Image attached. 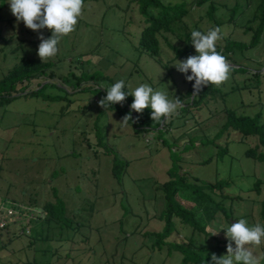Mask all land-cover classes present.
I'll return each mask as SVG.
<instances>
[{"label": "rangeland", "instance_id": "374dc122", "mask_svg": "<svg viewBox=\"0 0 264 264\" xmlns=\"http://www.w3.org/2000/svg\"><path fill=\"white\" fill-rule=\"evenodd\" d=\"M137 1L85 2L73 30L59 38L56 55L42 60L51 62L55 78L33 81L25 92L39 82L48 83L34 97L14 94L10 102H0V196L34 207L39 217L30 222L26 235L14 229L0 232V264H180V254L169 253L166 246L158 250L153 247L154 237L148 235L162 228L158 220L165 206L162 185L170 169L185 176V183L226 181L223 195L240 199L225 200L231 215L227 221L212 205H196L189 194H178L177 203L193 211L207 235L191 232L176 220L169 241L191 238L204 254L217 239L225 248L221 228L231 222L243 218L249 224L261 223L264 186L260 195L252 188L257 180L264 182V162L245 153L263 148L256 137H240L225 129L223 109L249 117L260 114L264 128V30L255 47L233 45L226 63L244 68V73L229 70L212 95L186 107L194 97L192 87L188 95L191 82L172 65L175 59L182 60L175 58L174 49L185 43L174 34L162 33L159 55L142 53L138 40L144 18ZM162 1L187 5L193 0ZM213 1L210 20L206 17L210 1L192 6L183 18L186 32H206L215 26L221 30L216 47L222 48L226 40L247 43L250 32L243 34L242 28L252 17L253 0ZM235 5L239 11L230 15ZM256 24L250 26L254 29ZM47 31L25 28L5 1L0 8V79L15 57L39 59L38 37L44 38ZM193 54L194 49L189 55ZM80 73L107 77L111 84L123 79L128 91L147 83L181 103L162 118L165 129L159 134L156 129L134 130L115 112L103 109L93 92L72 91V84L62 81L68 75L75 82ZM88 85L93 84L81 88ZM115 162L119 164L116 178ZM56 202L65 210L62 222L41 210L43 204ZM213 231L217 233L212 235ZM251 251L264 264L263 244ZM223 254L225 250L219 257Z\"/></svg>", "mask_w": 264, "mask_h": 264}, {"label": "trees", "instance_id": "16d2710c", "mask_svg": "<svg viewBox=\"0 0 264 264\" xmlns=\"http://www.w3.org/2000/svg\"><path fill=\"white\" fill-rule=\"evenodd\" d=\"M5 1L6 0H0V8L4 5ZM89 1L96 0H82V5ZM208 1L210 2L206 17L210 20L215 11L213 0H193L187 5L184 3H165L162 0H138V10L144 18V26L141 29L138 40L140 51L142 53H148L152 57H157L159 55L158 36L162 35V33H169L176 35L177 39H182L185 43L180 49H174L175 58L184 59L189 56L193 48L190 44V33L186 32L187 26L184 23L183 18L189 13L192 6H202ZM252 2L254 3L252 17L250 20L243 23L244 27L242 28L243 34H248L247 32H250L249 41L247 43H242L233 40H226L222 48H220V46L216 47V50L225 58L226 62L230 61L233 45L241 48H252L257 46L260 41V37L264 30V0H253L251 3ZM150 10H152L151 13ZM236 11H239L238 5H235L229 13L230 15H234ZM254 21L257 22V24L253 29L250 24ZM215 24L221 23L215 22ZM50 35L51 32L48 30L44 38H48ZM4 42L6 43V40H4ZM15 59L16 61L14 62V65L8 69L0 79V102L2 103H8L15 99L16 96H13L14 94H20L21 97H34L40 91L44 90L48 83L43 84L42 82H39L35 89L25 92L29 89L33 81L43 80L44 82L45 79L53 80L55 78L54 72L50 70L51 62L40 61L39 59L28 58L25 56H17ZM229 70L233 73H244L246 71L244 68L240 67H229ZM258 72L259 71H256L253 74L256 75ZM62 81H67L70 85L72 84V91L77 89L78 91L93 92L98 102L105 95L104 89L111 85L110 79L97 76L95 73H80V76L76 78L75 82L70 81L67 75L62 77ZM102 81H106L104 87H101L100 85ZM88 82H92L93 85H88L82 89L81 85ZM215 85L216 84H209L202 86L199 92L196 93L197 98L194 96L191 104L187 103L186 107H194L197 101L212 95L214 91H216V89H214ZM190 90L191 84L188 89V95L191 92ZM131 100L132 97L128 96L122 102L113 104L111 106L112 110L111 108H106L105 110L115 112L121 120L125 114H128L129 121L124 122L132 126L134 130L156 129L159 134L161 130L165 129V124H163L160 130L158 129L162 118L160 121H152L147 108L142 110L141 113L132 111L129 108ZM223 110L225 113V129H231L237 132L240 137H256L263 148L262 151L249 149L246 151L245 155L252 159L264 162V128L259 122L260 114L249 117L235 115L233 110H228L226 108ZM224 153L225 149L220 152V155H223ZM118 167L119 164L115 162L112 167V175L115 178L118 175ZM168 173L169 178L162 185L165 206L158 216V220L162 223V228L158 232L148 234L149 236L154 237L153 247L155 246L158 250H162V247L166 246L169 253L171 251L177 252L180 254V264H207L211 254L214 253L219 257V255L225 250L218 239L216 240V245L208 247L204 254L201 252L203 250L195 249L191 238L185 241L183 240L181 243L168 240L175 231L174 221L176 220L184 227H189L191 232H198L207 235L203 226L196 220L193 211L177 203L175 198L180 193L189 194L196 205L210 204L214 207L215 211H219L223 217L229 221L231 220V215L226 209L224 202L225 200L234 201L235 199H240V197H235L233 200V198L223 195V189L228 187L226 181H215L214 183L198 185L196 183H185L184 179L186 177L175 174L172 169H170ZM174 179H176V181ZM263 183L264 182L260 180L254 182L252 190L256 195L261 194L260 188L262 185L264 186ZM214 197H217L218 201H216ZM41 210H43L50 219H57L59 222L64 220L65 210L60 202L54 204L45 203ZM211 217H209V219H211ZM259 217L261 223L264 224V191L263 198L259 202ZM262 244L264 246V243ZM4 245L5 243L3 244L2 242L1 247Z\"/></svg>", "mask_w": 264, "mask_h": 264}, {"label": "clouds", "instance_id": "9594fccd", "mask_svg": "<svg viewBox=\"0 0 264 264\" xmlns=\"http://www.w3.org/2000/svg\"><path fill=\"white\" fill-rule=\"evenodd\" d=\"M9 11L17 22L22 21L25 28L38 31L48 29V38L38 37L36 55L41 60L54 57L57 53L59 38L69 34L81 15L82 0H7ZM221 38L219 27H211L206 32L192 30L190 44L193 55L172 64L177 72L190 81L193 96L200 88L209 84L224 81L229 72L225 58L216 50V42ZM123 79H118L105 90V95L98 102L104 109L122 102L131 96L129 108L141 113L147 108L152 121H160L174 113L180 106V99L168 97L165 91L154 90L147 83H139L130 91ZM169 92V91H167ZM129 121L125 114L122 122ZM227 243L225 254L217 257L211 254L207 264H259L256 255L251 251L254 246L264 243V224H249L243 218L222 227ZM217 231H213L215 235Z\"/></svg>", "mask_w": 264, "mask_h": 264}, {"label": "built area", "instance_id": "2783aa9c", "mask_svg": "<svg viewBox=\"0 0 264 264\" xmlns=\"http://www.w3.org/2000/svg\"><path fill=\"white\" fill-rule=\"evenodd\" d=\"M38 210L0 196V232L17 231L19 235L29 233L31 221H37ZM38 217V218H37Z\"/></svg>", "mask_w": 264, "mask_h": 264}, {"label": "water", "instance_id": "95a60500", "mask_svg": "<svg viewBox=\"0 0 264 264\" xmlns=\"http://www.w3.org/2000/svg\"><path fill=\"white\" fill-rule=\"evenodd\" d=\"M22 94H23V93H22ZM19 95H20V94H19ZM163 124H164V121L162 120V121L160 122V127H162Z\"/></svg>", "mask_w": 264, "mask_h": 264}]
</instances>
